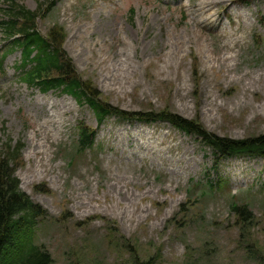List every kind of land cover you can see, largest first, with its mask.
I'll use <instances>...</instances> for the list:
<instances>
[{
	"label": "rangeland",
	"instance_id": "374dc122",
	"mask_svg": "<svg viewBox=\"0 0 264 264\" xmlns=\"http://www.w3.org/2000/svg\"><path fill=\"white\" fill-rule=\"evenodd\" d=\"M220 1L1 0L0 8L42 7L37 31L63 41L102 104L246 140L264 134V0H226L224 9ZM19 59L8 55L0 72V151L8 140L24 145L15 176L46 214L32 240L52 264H264V160L216 165L196 137L166 124L108 118L97 128L86 106L20 83ZM79 123L97 129L82 156ZM233 203L252 220L233 214Z\"/></svg>",
	"mask_w": 264,
	"mask_h": 264
},
{
	"label": "trees",
	"instance_id": "16d2710c",
	"mask_svg": "<svg viewBox=\"0 0 264 264\" xmlns=\"http://www.w3.org/2000/svg\"><path fill=\"white\" fill-rule=\"evenodd\" d=\"M5 15L8 16V22L0 24L3 33L7 38L18 36L9 42V52L21 49L20 81L38 86L42 91L62 88L81 105L87 104L99 123L108 115H123L102 104L98 100L99 96L92 94L89 87L84 86L73 71L69 70L66 58L59 54L58 48L61 44L55 47L52 42L36 33V14L13 6ZM6 55H0V69ZM162 119L181 131L200 137L205 145L212 148L218 159L233 156L264 158V134L246 140H231L208 134L196 122L187 121L177 115L164 113ZM93 136V133L79 128V152L90 147ZM22 149V144L12 147L8 141L0 152V264H52L50 254L32 241L35 224L45 216V212L20 190L19 181L15 177L16 163L21 158ZM232 207L244 221L252 220V214L246 207ZM142 264L153 263L149 261Z\"/></svg>",
	"mask_w": 264,
	"mask_h": 264
},
{
	"label": "bare ground",
	"instance_id": "6f19581e",
	"mask_svg": "<svg viewBox=\"0 0 264 264\" xmlns=\"http://www.w3.org/2000/svg\"><path fill=\"white\" fill-rule=\"evenodd\" d=\"M238 0H229V3L230 4H235L236 2H237ZM221 2V4L223 5V9L224 8H226L228 5H230V4H228V5H226V0H224V1H220ZM198 7H201V4L200 5H198ZM207 8V7H206ZM202 10V8H200V11ZM206 13V12H205ZM208 15V19H210V18H212L213 16H214V14L213 13H208L207 14ZM55 124L56 125H58V127L60 126V122L59 121H55Z\"/></svg>",
	"mask_w": 264,
	"mask_h": 264
}]
</instances>
